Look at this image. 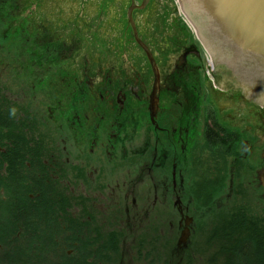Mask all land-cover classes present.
I'll return each instance as SVG.
<instances>
[{
	"label": "flooded vegetation",
	"instance_id": "obj_1",
	"mask_svg": "<svg viewBox=\"0 0 264 264\" xmlns=\"http://www.w3.org/2000/svg\"><path fill=\"white\" fill-rule=\"evenodd\" d=\"M13 3L0 0V7ZM151 4L132 11L141 43L131 26L121 36L140 52L131 54L132 65L89 59L82 33L58 40L45 30H8L23 21L0 16V52L12 51L14 72L28 78L15 102L0 87V206L18 217L15 234L0 242L3 260V249L44 234V252L60 257L45 260L51 264L195 263L186 250L208 222L214 253L224 249L210 264H235L242 238L220 233L240 219L246 236L264 234V83L256 78L251 86L218 56H209L208 78L202 51L209 39L190 34L177 11L166 17V0L158 1L157 22L140 35L135 14L150 13ZM6 59L4 51L0 80L9 72ZM15 169L35 184L29 192L13 183ZM24 194L33 206L42 196L53 199L47 230L36 218L27 224L20 218L14 198ZM239 197L242 209L231 210ZM149 220L165 228L154 231L175 239L164 260L152 251L153 236L137 233Z\"/></svg>",
	"mask_w": 264,
	"mask_h": 264
},
{
	"label": "rangeland",
	"instance_id": "obj_2",
	"mask_svg": "<svg viewBox=\"0 0 264 264\" xmlns=\"http://www.w3.org/2000/svg\"><path fill=\"white\" fill-rule=\"evenodd\" d=\"M13 1L14 9L9 10L10 14L5 16H15L18 21H23V25L22 27H18L16 24L11 25L8 27V30H12L13 27H15V30L23 29V33H32L33 30H37L38 32L45 30L58 40H65L66 38L68 40H75V37L80 36L82 33L83 35L80 37L82 38V47L85 49L84 54H89V59L93 58L95 61L106 57L109 61L114 63L132 65L134 64V55L131 54L134 52L140 54V52L136 51V47L131 44V41L127 44V42L122 40L121 37L122 33L127 32L128 30L130 32V25L126 17L130 0ZM158 1L161 0H151L152 9L150 13L147 11L145 13L136 12L135 23L137 27L139 26L138 32L140 35H144L147 31H149V29L157 22L155 15H157L160 11H163V8L158 4ZM167 1L169 9H167V12L164 13L166 17L171 14V10H175L178 2L182 7L183 12L186 13L181 1ZM187 15L186 17L189 18ZM146 17L151 18L145 19ZM8 21V19L4 20L3 24ZM183 24L190 34L195 35L191 28L188 29L186 24ZM3 32L4 28L0 25V41ZM118 32L121 35H118ZM23 33L21 34L25 39L26 35ZM197 37L199 36L197 35ZM7 45L9 48L14 47L13 44L9 45V43H7ZM4 51H7L8 53V59H6L5 62H8L9 60L10 68L9 72L4 73L2 79L0 80V87L1 85H5V87H7L8 95L5 88L1 94H6V96L9 97V101L15 102L22 89L24 90L25 87H27L28 78L21 73L17 75L14 72L18 65L14 67L16 64L14 54L7 48L0 52V64L1 56ZM202 53L205 56V72L206 60H208L209 55L204 49ZM79 55L82 56L81 53H79ZM127 55H131L128 57V62L125 57ZM96 79L97 76L94 80ZM243 204L244 199L242 197L234 199L231 210H241ZM216 218L217 217L215 216L209 218L210 223H213ZM205 219L207 220V218ZM223 219L224 216L222 217V220ZM149 222L152 223L150 220ZM207 223L208 222L204 223L203 230L200 233H197L195 237H192L191 243L189 242V248L186 250L188 254L194 256L195 260L198 262L197 264H210V258H212L215 251V248L210 242L211 231L206 228ZM154 228L161 229L164 228V226L160 223H152L150 224V227L143 225L137 233H147L150 236H153L152 247L154 248L152 251L160 260H164L165 257H169V250L173 247L175 239H167L166 235L162 236L158 231H154ZM163 231L165 232V228ZM170 233L173 235V238L176 237V231L173 230L170 231ZM139 240L143 243L145 241L144 237L137 236L136 241L139 242ZM46 249L47 247H33L26 251V255L22 254V256H20L19 252L14 250V252H11V256H17L19 258L26 259L28 262L38 264H46L45 260L47 259L60 258L56 253L47 255L46 252H42Z\"/></svg>",
	"mask_w": 264,
	"mask_h": 264
},
{
	"label": "water",
	"instance_id": "obj_3",
	"mask_svg": "<svg viewBox=\"0 0 264 264\" xmlns=\"http://www.w3.org/2000/svg\"><path fill=\"white\" fill-rule=\"evenodd\" d=\"M145 1L137 8L142 9ZM180 1L197 32L209 39L213 55L224 53L226 64L244 72L248 83H256V78L264 83V0ZM133 8L127 11L131 23ZM184 238L182 234L185 244Z\"/></svg>",
	"mask_w": 264,
	"mask_h": 264
},
{
	"label": "bare ground",
	"instance_id": "obj_4",
	"mask_svg": "<svg viewBox=\"0 0 264 264\" xmlns=\"http://www.w3.org/2000/svg\"><path fill=\"white\" fill-rule=\"evenodd\" d=\"M13 183L15 186L21 190L22 192H29V190L35 186L34 183L31 182V179L24 175V173L16 171V169L13 171ZM14 199L18 200V203L22 205V216L20 217L24 223H28L29 221L32 222V219H37L35 223L39 227H41L43 230H47L49 226L51 227L53 225V222L49 220V214H48V207L51 205V200L46 199L45 197H41L36 205H32L29 203V201L26 199L25 194L21 195L20 197H16ZM0 202L1 199H0ZM12 203V201H10ZM13 204V203H12ZM10 207H13V205H10ZM33 209V212H30L28 209ZM18 222V217L15 215L11 208H5L0 206V242H5L9 237L14 235L16 230V225ZM39 245L41 248H45L46 245V238L44 237V234H37L36 240L32 243H27L24 247H22L21 244L16 243L15 247H11L12 251L16 250L19 253H22L25 255V252L27 250H30V248L37 247L35 245ZM27 249V250H26ZM49 248H47L48 250ZM40 250V249H39ZM50 250H53L50 248ZM42 251V250H41ZM44 252V251H42ZM17 258L16 264L19 261V257L13 256V263L15 264V259ZM54 259V258H53ZM26 261V259H24ZM2 258H0V264H1ZM24 261V264H30L31 262ZM46 262V261H45ZM46 264H51L50 262H46ZM239 264V263H238ZM242 264V263H241ZM243 264H248L247 261H245Z\"/></svg>",
	"mask_w": 264,
	"mask_h": 264
},
{
	"label": "trees",
	"instance_id": "obj_5",
	"mask_svg": "<svg viewBox=\"0 0 264 264\" xmlns=\"http://www.w3.org/2000/svg\"><path fill=\"white\" fill-rule=\"evenodd\" d=\"M13 9L14 6L10 8L0 7V16L9 15L10 14L9 10H13ZM239 212L240 211H238V213ZM239 221L240 219H236V221H233L232 224L229 226L231 228L227 227L226 230L220 233L222 239H225L227 236L231 237L233 235L240 236V238H242V240H240V242L235 246V251L237 252V257H238V259L235 261V264L238 263L241 264L243 262V258L246 259L248 264H264V234L256 237L246 236L245 228L242 224L239 223ZM255 232L256 230H253L252 232H250V234ZM11 252H13L11 247H8V249H3L1 251L2 256H4L6 259V260L2 259L3 261H1V264L13 263V256H11ZM214 254L220 256L224 254V249L222 248L218 253L216 251ZM188 255L190 256L189 258L191 259L192 255L190 254ZM16 261L17 258L15 259V264ZM181 264H192V262L181 263Z\"/></svg>",
	"mask_w": 264,
	"mask_h": 264
}]
</instances>
